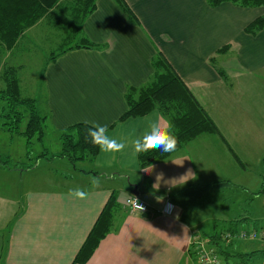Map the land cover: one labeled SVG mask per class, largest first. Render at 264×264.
<instances>
[{
  "label": "crops",
  "instance_id": "0c3cea01",
  "mask_svg": "<svg viewBox=\"0 0 264 264\" xmlns=\"http://www.w3.org/2000/svg\"><path fill=\"white\" fill-rule=\"evenodd\" d=\"M64 1L11 47L0 39V95L10 74L17 79L20 96L36 101L48 127L60 137L75 124L92 127L95 121L127 146L118 153H102L98 147L94 156L81 159L84 167L60 150L42 160L56 163L61 172L47 166L39 174L35 171L42 161L36 156L31 160L27 149L36 136L28 142L21 133L25 127L15 129L28 146L20 152L11 151L10 144L0 147V264H204L200 245L215 247L213 235H219L222 264H264L263 254L239 257L262 248L237 251L226 237L227 229L238 230L234 225L264 221L259 219L264 197L257 194L264 189V27L256 33L245 30L264 14V7L230 1L212 6L207 0H125L137 18L133 20L115 0H96L82 27L92 46L71 44L64 52L56 48L48 54L34 48L46 57L36 83L45 91L40 111L38 99L27 92L31 79L25 71L18 74L22 65L9 64L7 57H27L31 38L47 42L40 32L45 20L57 10L71 15ZM72 32L71 25L57 46L67 47ZM26 38L29 44L23 45ZM53 52L59 54L51 59ZM157 57L171 65L219 133H202L169 157L142 166L132 142L157 118L169 121L157 109L124 115L130 107L128 93L134 90L131 99L138 98L139 89L155 77ZM20 110L26 114L29 107ZM44 135L45 128L36 139L42 141ZM20 156L24 163L18 167ZM83 169L91 176L73 175L87 173ZM189 172L190 179L180 186L169 190L161 183L158 191L153 189L159 174L171 180ZM93 177L100 179L98 187H93ZM77 188L88 197L69 196ZM113 195L120 205L115 214L118 230L107 233L85 263H73ZM130 196L147 204V211L131 210L125 203ZM167 203L171 211L163 212L170 207ZM261 230L247 239L264 241Z\"/></svg>",
  "mask_w": 264,
  "mask_h": 264
},
{
  "label": "trees",
  "instance_id": "16d2710c",
  "mask_svg": "<svg viewBox=\"0 0 264 264\" xmlns=\"http://www.w3.org/2000/svg\"><path fill=\"white\" fill-rule=\"evenodd\" d=\"M64 0H0V39L11 47L18 37L30 26L37 23L51 9ZM121 9L133 19L137 20L135 14L129 8L125 0H115ZM212 6L221 4L224 1H230L241 6H262L264 0H207ZM71 13V24L73 26L72 36L78 37V42L72 44L76 47H90L93 45L89 39L84 36L83 25L86 19L96 9V0H65ZM264 27V14L257 17L246 25L245 30L249 33H256ZM81 33V36H80ZM74 34V36H73ZM82 37H85L82 39ZM71 43L67 47H59V51H66L72 48ZM226 46L221 47L223 51ZM57 51V50H56ZM59 53L53 52L51 59ZM156 73L153 80L139 89L138 98H132L134 93H128L130 107L124 117L130 115H142L152 109H157L169 121L175 135L179 139L178 147L175 152L181 149L189 140L202 133H219V129L213 119L208 115L193 93L188 89L179 75L174 71L171 65L164 57L155 59ZM14 70V69H13ZM221 73H224L222 70ZM7 89L3 92L2 99L8 103L7 111L0 115V127L11 129L20 128L22 118L26 115L28 121L24 130L21 132L28 142L33 137L41 138L44 134L46 116L39 113L34 99L23 98L19 94V85L17 79L10 74H6ZM22 105H28L29 112L24 113L20 110ZM5 111V109H4ZM6 119V120H3ZM90 125L78 123L64 131L61 135L62 148L61 155L68 156L71 160L86 159L97 153L98 146L91 143V137L88 135ZM163 153L159 149L139 153V161L142 166L165 159L171 154ZM120 205L115 201L113 195L105 204L95 224L89 232L88 238L80 248L73 263H85L97 248L100 240L109 232L117 231L119 222L117 221V211ZM233 235L232 242L238 239H247L251 236H241V233L249 234L257 230H234L227 229ZM219 236V235H218ZM218 236H211L215 247L212 245L211 253L216 255L218 264H222L220 252L222 248L219 245ZM232 242H228L231 244ZM219 253V254H218ZM263 254L264 249L253 250L239 257L247 255L252 256Z\"/></svg>",
  "mask_w": 264,
  "mask_h": 264
},
{
  "label": "rangeland",
  "instance_id": "374dc122",
  "mask_svg": "<svg viewBox=\"0 0 264 264\" xmlns=\"http://www.w3.org/2000/svg\"><path fill=\"white\" fill-rule=\"evenodd\" d=\"M71 15L65 12H62L60 10H57L52 16H50L48 19L45 20L44 24L41 26V30L40 32L42 34H45L47 37V42H45V40H40V41H34L31 38V48L26 49V55L27 57H7V61L9 64L11 65H22V69L19 73H23V71H25L28 75V79H31V83H32V87H28L27 92L28 95L30 96H34L36 97L38 100V107L41 111V106H42V101L45 102V91L44 89H42V87L39 85L36 86V83L39 81L40 79V75L39 72L41 71L43 64H44V60L46 59V57H42L39 52L37 50H35L34 48H38V47H42L48 54V52H50V50L52 49H59V46H57V44L69 33L70 31V27H71ZM74 36V34H73ZM81 36V33H80ZM79 38L78 37H73L71 38V40L67 43V44H74L76 42H78ZM33 43L35 45H33ZM29 44V40L28 38H26V40H24L23 45ZM57 46V47H56ZM36 51V54H33L32 52ZM42 55H44V52L42 53ZM1 58V57H0ZM24 66V68H23ZM18 69V68H17ZM44 94V96L42 95ZM8 103L5 99H2V97L0 96V115L2 112H4V107L8 106ZM6 120V119H3ZM7 121V120H6ZM28 121V117L24 116L22 118L21 123H19L20 125V129H23L26 125ZM45 124L47 125L45 127V135L42 141L37 140L36 138H34L31 142H30V146L29 148H27L28 150H30L31 153V160L34 159L36 161L41 160L42 164L40 166V168L37 166V170L35 171L36 173H41L42 172V168L43 167H49L52 170L56 171L57 173L61 172V169L59 167V165L55 164H45L43 163L42 157H48V156H52L54 154H58L61 150V137L59 134H57L53 128L48 127L49 125L47 124V122H45ZM7 131L0 129V147H3L4 144H10L9 148L11 149V151L16 150L15 152H20L22 150H26L25 148V144L26 146V139L23 136H18L16 130L11 129V128H6ZM11 130V131H8ZM6 147V146H5ZM4 147V148H5ZM47 152L46 156H37V155H41L42 153ZM23 157H18L16 158L19 162V166L20 167L22 164L24 163L22 161ZM14 160V159H13ZM81 159L76 160L75 162H77V166L78 167H84L83 165H86L85 163H81L80 162ZM13 162V161H12ZM21 162V163H20ZM34 162V161H33ZM86 170V171H84ZM84 172L87 173H83L81 171L75 172L73 175L75 177H83V175H85L84 178H88L89 176H91V174L89 173V171L87 169H83ZM88 183V182H87ZM88 185V184H87ZM262 187V184H261ZM257 194L260 195V198L262 199V197H264V189H260ZM260 210L257 211L258 214H260ZM264 213L260 214L259 219H264L262 218L264 215ZM241 222H238L237 224H239ZM236 224V223H234ZM264 227V221H248V223L244 222L242 224L239 225V227H237L236 225H234V228L238 229V230H246V231H252V230H257V231H262L261 229H263ZM226 233H228V231H226ZM228 242L230 240H227ZM222 244L226 243V240L223 239L221 240ZM231 249H235L237 251H243L245 249H258V248H263L264 247V241H262V238L257 237V239H239V240H234L231 243ZM241 246V247H238ZM235 260L238 261V258H236ZM235 264V263H234Z\"/></svg>",
  "mask_w": 264,
  "mask_h": 264
},
{
  "label": "clouds",
  "instance_id": "9594fccd",
  "mask_svg": "<svg viewBox=\"0 0 264 264\" xmlns=\"http://www.w3.org/2000/svg\"><path fill=\"white\" fill-rule=\"evenodd\" d=\"M91 124L92 127L88 130V135L91 137V143L98 146L102 153H118L122 152L126 148V143L108 135L107 125H101L95 121L91 122ZM178 143L179 139L177 135L174 134L171 126L162 122L159 118L152 121L149 124L148 130H146L141 137L136 138L132 142L136 153L148 152L154 149H159L163 153H172L177 150ZM190 173L191 172L179 179L174 178L171 180H164L163 174H159L156 177V182L153 184V189L158 191L161 187V183H163L169 187V190H171L172 188L186 183L190 179ZM91 182L93 187H98L100 179L93 177ZM69 196L75 199L83 200L88 197V193L80 188H77L70 190ZM136 206L142 208V205L138 202Z\"/></svg>",
  "mask_w": 264,
  "mask_h": 264
},
{
  "label": "built area",
  "instance_id": "2783aa9c",
  "mask_svg": "<svg viewBox=\"0 0 264 264\" xmlns=\"http://www.w3.org/2000/svg\"><path fill=\"white\" fill-rule=\"evenodd\" d=\"M137 202L142 205V208L140 207H137L136 204V200ZM125 203L128 205V207L131 209V210H135V211H140V212H145L147 211V204H145L143 201H141L138 197L136 196H130L128 198H126L125 200ZM170 207L167 208V205L166 207L163 209V212H166V211H171V205L170 203H167ZM257 236V233L254 231V232H251L249 234H246V233H241V236ZM227 239H230L232 240L231 238L233 237V235L231 233H227L226 235ZM211 249L207 248L205 246V243L201 244L200 245V249H199V258L201 260V262H203L204 264H218V259L216 257V255L212 254Z\"/></svg>",
  "mask_w": 264,
  "mask_h": 264
}]
</instances>
